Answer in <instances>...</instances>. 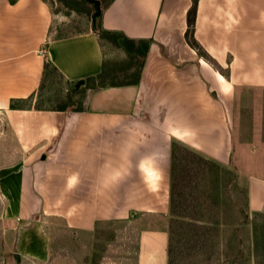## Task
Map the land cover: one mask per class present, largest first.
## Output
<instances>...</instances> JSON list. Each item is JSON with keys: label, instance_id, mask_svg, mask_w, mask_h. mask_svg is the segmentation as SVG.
<instances>
[{"label": "crops", "instance_id": "obj_1", "mask_svg": "<svg viewBox=\"0 0 264 264\" xmlns=\"http://www.w3.org/2000/svg\"><path fill=\"white\" fill-rule=\"evenodd\" d=\"M191 4L104 0L99 31L139 58L124 78L134 66L114 64L106 36L59 33L47 0H0V194L6 219L27 228L26 253L48 255L42 215L88 235L111 218L125 223L128 211L134 264H167L171 183L191 150L197 162L231 167L247 212L264 211V0L196 2L193 37L227 77L207 70L185 39ZM211 73L229 92L231 131L207 88ZM54 75L79 105L52 100Z\"/></svg>", "mask_w": 264, "mask_h": 264}, {"label": "rangeland", "instance_id": "obj_2", "mask_svg": "<svg viewBox=\"0 0 264 264\" xmlns=\"http://www.w3.org/2000/svg\"><path fill=\"white\" fill-rule=\"evenodd\" d=\"M47 1L53 14V29L59 27V33H73L89 28L100 32L93 0ZM98 1L101 8L104 0ZM103 36H106L103 38L107 53L116 66H134L131 74H126L124 78L131 75L134 77L139 58L125 56L120 39L115 37L117 34L106 33ZM196 53L205 59L207 70L215 69L214 71L227 77V67H218L203 48L196 50ZM213 73L212 81H208V78L206 80L207 88L213 98L221 101L224 125L231 131L229 92L220 91L213 80ZM117 77L121 79L123 76ZM47 85V94L54 97L52 100L58 99L59 103L68 106L78 104L79 97L71 95L57 76L54 75ZM183 151L180 148L178 154L184 153ZM190 152L187 163L189 170L186 172L188 177L176 180L178 186L174 190L173 217L170 214V219L174 222L170 224V228L173 227L172 238L178 241L172 255V264H264V243L261 242L264 211L257 215L247 212L244 189L237 183L238 179L231 167H219L216 171L211 169L207 172V168L214 165L213 160L206 158L199 163L197 160L201 158L200 154L192 150ZM179 170L180 167L177 172ZM183 173L185 172L181 170V174ZM4 205L0 194V264L135 263L138 228L130 223L133 220L128 211L125 223L111 218L99 224L88 235L73 231L62 216L42 215L43 223L49 225L51 236L48 255L41 259L23 250L20 241L27 228L6 219ZM109 217L117 216L111 212Z\"/></svg>", "mask_w": 264, "mask_h": 264}, {"label": "trees", "instance_id": "obj_3", "mask_svg": "<svg viewBox=\"0 0 264 264\" xmlns=\"http://www.w3.org/2000/svg\"><path fill=\"white\" fill-rule=\"evenodd\" d=\"M196 2H197V0H192V4H191L190 8L187 11V29H186V32H185V39H186L187 43L191 47H193L196 50H198V49L201 48V46L199 45V43L193 37V24H194L195 15H196ZM98 19H99V15H98ZM99 28H100V25H99ZM98 34L101 35V36H103V33L102 32H98ZM50 67H51L50 62H45V65H44L45 73L47 71L49 72ZM50 73L51 72H49V74ZM45 78H47V80H48L49 76H46L45 75ZM43 83H44V79H43ZM41 86H42V83H41ZM34 106L36 108H38V107H40V103H38V101H36L35 104H34ZM11 107H17V106H15L14 104H11ZM210 166H211L210 168H207V172L209 170H211V169H212V171L213 170H215V171L217 170V167L215 165L211 164ZM174 168H176V167L174 166ZM181 170L183 172H185V173H183V174H181V172L178 173L176 175L177 177L174 176L175 178H173L172 183H171V197H170V201H171V204H170V212L171 213L170 214L172 215V217H173V214H174V205H172L173 204V201H174V190L178 186L176 180L178 179V180L181 181L182 179L188 177V174L186 172L189 170V168L187 167L186 164H184L182 166ZM179 195L181 196V194H179ZM172 211H173V214H172ZM257 214H259V213H255V215H257ZM173 223H174L173 220H170V224H173ZM172 228H170V234L171 235L169 237L168 250H167V253H168V262H167V264H172V255L174 253V250H175L176 245H177V242H178L176 240L174 241L173 238H172V232H173ZM261 230H262L261 231V239H262L261 242L263 244L264 243V222H262Z\"/></svg>", "mask_w": 264, "mask_h": 264}, {"label": "water", "instance_id": "obj_4", "mask_svg": "<svg viewBox=\"0 0 264 264\" xmlns=\"http://www.w3.org/2000/svg\"><path fill=\"white\" fill-rule=\"evenodd\" d=\"M93 4H94V7H95V10H96V15H99L100 13V8H99V1L98 0H93ZM80 83H82V81H79L77 82V86L80 85Z\"/></svg>", "mask_w": 264, "mask_h": 264}]
</instances>
